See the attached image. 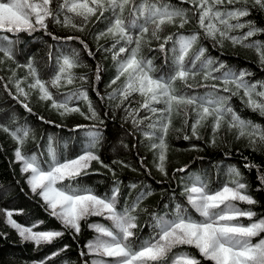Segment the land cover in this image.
Wrapping results in <instances>:
<instances>
[{"label": "trees", "instance_id": "trees-1", "mask_svg": "<svg viewBox=\"0 0 264 264\" xmlns=\"http://www.w3.org/2000/svg\"><path fill=\"white\" fill-rule=\"evenodd\" d=\"M62 2L63 0H52L49 7L56 12ZM162 2L173 9L184 10L187 23L180 27L179 17L171 24L165 23L157 33L159 38L152 36L155 26L149 25L148 33L141 37L137 58L151 60L155 68L151 75L154 77L170 74L173 67L172 48L177 38L197 34L198 39L185 56V65L190 67L192 60L203 48V56L196 60L197 68L202 60L209 57L216 62L212 68H216L220 63L224 68L219 72H212L207 79L205 74L209 69L196 72L194 76L190 74L186 81L175 80L173 87L176 94L199 97L214 93L229 97L227 105L242 120L251 121L253 125H259L261 130H264V115L249 107L244 90L237 89L231 83L225 85L221 80L213 78L228 70L237 74L243 71L249 74L244 77L249 84H264V61L260 55L264 48L258 51L255 47L244 46L257 41L264 45V31L257 32L242 43H233L230 39L221 38L219 33L216 39H212L205 35V29L199 25L200 11L195 4L189 0ZM140 3L141 0H129L122 13L126 22L130 18L129 13L133 5ZM209 3H212V0H209ZM89 6L95 7L90 3ZM213 7L214 10L222 12L237 8L249 10V15L240 18V22L246 24L244 28L229 30L218 21H212L217 28L226 31L230 36H243L249 30L246 23L249 21L255 27L264 29V8L256 5L254 0H236L232 4L224 0ZM65 16L71 17L72 24L77 27L65 26ZM111 16L110 11H106L103 16L97 11L85 22L83 17L65 9L59 14L61 23H55L49 18L47 31L41 29L29 35L26 32L12 34L0 30V35H7L14 41L12 59L0 53V126L9 129L5 132L3 127H0V264H40L41 261L46 264H92L94 254H89L86 247L94 234L89 225L92 221L100 220L105 226L111 227V222L100 216H90L80 222L81 230L78 234L64 229L60 221L49 214L42 198L31 191L27 183V173L21 171L22 162L17 161L15 157V150L19 146L23 154H36L41 162L49 160L51 137V148L60 160L75 158L83 153L88 143L85 132L92 126V130L99 134L93 151L100 161H92L87 169L88 174L80 177L76 183L90 187L100 196L110 195L113 187L118 184V208L130 206L142 191L150 192L151 195L146 196L133 213L137 216V229L134 231L140 240L148 239L154 234V215L167 214L171 218L177 204L189 207L184 189L191 186L190 177H202L209 189L215 191L225 184L231 185V181L235 179L234 176L228 175L230 168L239 171L241 182L247 186L246 193L256 201L253 205L238 203L242 210H252L256 213L252 220L243 218V222L264 219V185L258 179L264 175V141L259 139V132L249 135L251 129H246L245 135H239L237 127L229 126L230 115L221 119L220 127L215 131L214 117L207 116L197 124L194 135L192 126L196 124L201 109L194 105L174 103L168 131L163 135L166 145L164 172L158 169L159 149H153L151 145L159 144L162 133L158 126L153 129L149 125L157 122L160 113L153 114L141 108L145 97L138 92H132L127 100H123L119 94L114 99L110 98L112 93L126 83L127 74L121 76L114 84L111 81L117 76L118 61L126 59L128 55L120 54L117 60H114V37L111 34L101 35L107 33ZM139 22L143 23V20ZM236 22L235 19L228 21L231 24ZM208 23L206 20L205 24ZM80 26L83 30H80ZM137 34L138 30H132L134 38ZM53 36L60 39L54 40ZM70 36L78 39H65ZM169 36L173 39L169 40L164 46L165 50L161 51L160 45ZM84 45H87V48ZM118 47L119 45L117 50ZM130 47H135V44ZM73 50L78 55L77 66L70 70L73 82L67 84L62 79L58 87H52L50 83H46V87L57 101H62L68 93L86 91L88 101L96 112V117L92 119H85V115L91 116L88 101L73 98L68 105L69 108L79 107L85 115H61L62 110L54 108L51 100L40 98L38 88L29 87L34 82L27 67L29 63L36 69L42 81L50 82L58 71L57 59L63 55L71 56ZM89 50L92 55H89ZM97 65L102 69L99 80L96 79ZM80 77H86V80H81ZM17 83L27 93L26 96L18 93ZM213 85H216L219 91L214 90ZM226 86L229 91H222ZM257 91H264V88L257 87ZM253 99L260 98L253 95ZM24 104L31 108V112L24 108ZM153 107L164 109L166 106L161 102L154 103ZM133 119L139 123L134 124ZM77 125L87 127L77 130ZM17 128L29 130V135L22 145H18L11 135V131ZM146 132H155V135L148 137L145 136ZM245 164L250 167L246 168ZM181 168H186V171L178 172L177 169ZM132 185H135V188L131 187ZM5 210L12 211L18 222L27 225L42 222L37 229H56L64 232V235L51 244L36 245L23 241L16 229L7 223ZM196 218H199L198 215ZM55 252L59 254L52 256ZM82 252L84 255H81ZM179 253H188L198 259L200 264H213L212 261L205 260L195 247L188 245L174 248L169 254V259ZM48 257L51 259H47Z\"/></svg>", "mask_w": 264, "mask_h": 264}, {"label": "snow or ice", "instance_id": "snow-or-ice-1", "mask_svg": "<svg viewBox=\"0 0 264 264\" xmlns=\"http://www.w3.org/2000/svg\"><path fill=\"white\" fill-rule=\"evenodd\" d=\"M195 4L200 11L199 25L205 29V35L216 39L217 33L221 38L230 39L233 43H242L248 37L255 35L257 32L264 31L246 22L249 30L243 36H230L220 28H217L212 21L216 20L225 29L244 28L245 23L240 22L241 17L249 15L247 8H237L230 11L214 10V4H221L224 0H189ZM229 4L235 3L236 0H227ZM52 0H0V30L7 33L18 34L26 32L29 35L38 30L47 31L48 20L51 18L55 23H61L59 14L67 9L68 12L74 13L77 16L83 17L87 22L91 15H95L97 11L103 16L106 11H110L112 16L110 19L107 33L114 37L112 44L113 59L117 60L120 54L127 53V58L118 61L117 76L111 81L116 83L121 76L127 74L125 85L110 95L114 99L119 94L123 100H127L132 92H138L145 97L141 108L156 114L160 113L157 122L149 125L150 128L156 129L159 127L162 135L159 137V144L153 143V149H159L158 169L164 172L165 149L163 135L167 133L170 123L173 104L194 105L201 109L198 112L196 124L192 126L193 134L196 133V126L202 119L207 116L214 117V131L220 127V121L225 115H230V127H237L239 135H245L246 129H251L249 135L259 132V139L264 141V130H261L259 125H253L251 121L242 120L233 109L227 105L229 97L208 93L204 96H186L184 94H176L173 87L175 80L186 81L189 75H195L196 72L209 69L206 72L207 79L212 72H219L224 68L222 63L216 68H212L213 63H216L212 58L202 60L199 68L196 67V60L203 56L205 49L201 48L196 57L192 60L191 66L185 65V56L193 43L198 39L197 34L191 36H179L175 41L172 52V71L170 74H161L157 77L151 75L155 71L151 60L143 57L137 58L141 48V37L148 33L149 25H154L155 28L152 36L159 38L157 33L161 26L165 23H173L174 19L181 18L180 27L187 23L186 13L182 9H173L169 5L164 4L162 0H141L139 5H133L130 10V18L126 20L122 17L126 5L129 0H63L56 12L49 7ZM95 5V7L89 6ZM256 5L264 8V0H254ZM230 19H235V24L228 23ZM143 20V23L139 21ZM209 21L206 25L205 21ZM65 26L77 27L72 24L71 17L65 16L63 20ZM80 30H83L80 26ZM132 30H138V34L134 38ZM50 34V33H49ZM51 35V34H50ZM53 39H60L53 36ZM68 41L78 39L75 37L65 38ZM171 36L165 38L164 43L160 45V50H165V44L172 40ZM123 42V43H122ZM13 44L7 35H0V53L5 57L13 58ZM83 44V41H81ZM135 44V47H130ZM118 50H117V46ZM246 47H255L258 51L264 48L260 42L245 44ZM87 48V45H84ZM89 55H92L89 50ZM261 60L264 61V52H260ZM51 56V54H50ZM58 71L50 82L42 81L36 69L31 63L27 65L30 74L33 76V83L30 88H38L40 98L51 100L52 106L61 111V115L71 113H80L79 107L69 108V103L75 98L76 100L88 101L87 92L77 90L76 92L68 93L62 101H57L53 98L51 92L48 91L46 83H50L52 87H58L62 79L67 84L73 82V76L70 70L78 64V55L73 50L71 56L63 55L57 59ZM102 69L97 65L96 79H100ZM249 75L241 71L239 74L228 70L221 73L220 76L213 77L221 80L225 85L229 83L235 85L237 89H243L244 95L248 97V105L253 111H259L264 115V91H257V87L264 88V84H249L244 77ZM81 80H86V77H80ZM7 87V85H5ZM214 90L216 85L212 86ZM17 91L20 95H27L17 83ZM228 92L226 86L222 89ZM236 93H232L235 95ZM253 95L260 98L254 100ZM18 98V97H17ZM164 103V109L153 107L154 103ZM27 111L31 112V108L27 104L23 105ZM88 109L91 116L85 115V119L96 117V112L92 108L91 102L88 101ZM131 115V113H130ZM43 119V118H41ZM134 124L139 121L133 119ZM3 131L8 132L6 126ZM87 126L77 125L76 129L85 128ZM94 128V126H92ZM89 128L85 132L88 138V143L83 153L72 159L60 160L55 151L51 148V137L49 138V160L41 162L36 154L26 155L21 151V147L15 150L16 160L22 162L21 171L30 173L27 183L31 191L38 194L44 201L49 214L56 218L63 225L64 229L73 231L78 234L81 230L80 222L86 220L90 216H100L111 222V227L102 224H90L98 235L94 240H91L86 245L89 254H95L100 259L93 260L92 264H200V261L187 253H179L169 259V254L172 250L180 245H188L195 247L200 255L205 260H210L213 264H264V239L253 244L252 238L264 233V219L252 222L245 226L240 222V219L247 218L252 220L256 213L252 210H242L236 206V202H245L253 205L256 201L246 193V184L241 182L240 173L235 168H230L228 175L234 176L231 185L225 184L221 188L212 191L202 177H190L191 186H186L184 193L186 194L188 208L180 204L175 206L174 212L169 218L167 214L153 216L154 234L148 239L140 240L136 232L137 216L134 215L140 202L150 192L142 191L136 197V200L130 205L123 208H118L120 189L117 186L113 187L111 194L103 196L97 195L90 187L81 186L76 183L82 176H86L87 169L92 161H100L93 149L99 140L97 131ZM12 137L17 141L18 145H22L29 135L28 129L17 128L11 131ZM155 132L145 133V136L152 137ZM187 139V137H185ZM102 163V161H101ZM115 163V162H114ZM108 167L107 165H104ZM245 167H250L245 164ZM111 170V169H110ZM178 172H185L186 168L177 169ZM260 183L264 185V175L258 177ZM67 181V183H64ZM59 185V186H58ZM131 187L135 188V185ZM39 190V191H37ZM167 207V206H166ZM191 209V211H190ZM7 223L18 232L23 241H30L36 245L51 244L55 239L62 237L64 232L57 230L34 231L39 223L32 226H22L12 219L13 212L7 211ZM198 215L199 218H196ZM67 245H65V249ZM64 249H60L63 251ZM55 252L52 256L58 255ZM81 255H84L82 252ZM108 258V259H105ZM47 259H51L48 257ZM40 264H46L41 261Z\"/></svg>", "mask_w": 264, "mask_h": 264}, {"label": "rangeland", "instance_id": "rangeland-1", "mask_svg": "<svg viewBox=\"0 0 264 264\" xmlns=\"http://www.w3.org/2000/svg\"><path fill=\"white\" fill-rule=\"evenodd\" d=\"M36 2L39 3V0H36ZM29 176H30V173H27V180H28V177H29ZM229 186H231V185H229ZM38 191H39V190H38ZM238 203H240V202H239V201L236 202V206L240 208V206H239ZM240 209H241V208H240ZM12 219L15 220L14 217H12ZM242 219H243V217L240 219V222H241L242 224H244L245 226H247V225H249L250 223L255 222V221H258V220H260V219H262V218L257 219V220L250 221V222H248V223L243 222ZM16 221H17V220H16ZM17 223H19L20 225L25 226V227L32 226V225H27V224H24V223H21V222H18V221H17ZM91 224H102V222H101L100 220H97V221H92ZM102 225H104V224H102ZM104 226H105V225H104ZM33 230H34V231H48V230H56V229L40 230V229L34 228ZM57 231H59V230H57ZM97 235H98V234L94 231L93 237L90 239V241H91V240H94L95 237H96ZM261 239H264V233H261V234H260L259 236H257V237H253V238H252V243H253V244L258 243L259 240H261ZM187 254H188V253H187ZM176 255H177V254H176ZM100 258H101V257H98V256H96V255L94 254V256H93V258H92V262H93V260L100 259ZM105 259H108V258H105Z\"/></svg>", "mask_w": 264, "mask_h": 264}]
</instances>
